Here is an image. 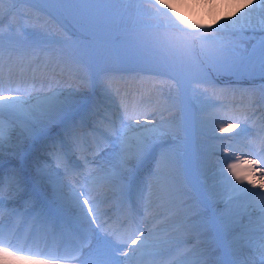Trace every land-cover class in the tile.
<instances>
[{"label": "snow or ice", "instance_id": "snow-or-ice-1", "mask_svg": "<svg viewBox=\"0 0 264 264\" xmlns=\"http://www.w3.org/2000/svg\"><path fill=\"white\" fill-rule=\"evenodd\" d=\"M4 2L5 0H0V9ZM47 3L48 7L42 11L69 34V39H60L53 34L34 38L27 31L23 38L11 35L6 38L0 30V71L3 68L5 49L9 52V58L13 52L27 56L39 50L48 56L55 55L58 62L82 72L83 75L78 77L82 88L94 85L97 80L103 87L112 79V73L130 69L176 79L171 74L173 69L165 62L163 51H176L188 56L195 54L199 45L200 53L210 58L217 71H228L234 75H264V41L260 44L258 54L256 49L249 53L247 49H239L231 41L226 42L228 37L241 36L248 29L255 28L256 17H259L258 26L264 29V0H260L259 4H254L253 0H220L214 7L223 8L229 15L224 17L222 12H217L212 18V24L207 26L181 14L178 9L186 6L184 0H155L154 3L152 0H139L138 18L125 15L127 10L121 7L123 0H47ZM144 4H149L150 7L145 8ZM210 4L211 0H208L205 6ZM190 6L196 8L198 5L193 3ZM11 29L12 26L9 25V32ZM157 29H172L180 35H171L167 31L153 34ZM199 71L203 73L207 69L201 67ZM203 82L198 77L189 80V83L195 84ZM177 83L181 84L179 80ZM20 91L19 88L5 89L0 83V187L4 184L2 173L7 144L8 151L16 157L14 166L8 170L9 187L15 186L18 191H27L25 167L29 166V156L20 145L12 144L13 121L19 122L20 134L26 140L37 136L47 137L51 131L59 129L57 136L60 138L61 151H54L53 154L58 166L63 163L65 173L68 174L78 167L70 163L69 152L85 146L83 133L88 125L84 113L91 111L96 105L93 103L89 108L86 101H82V94L78 89L67 92L51 90L35 97L14 95ZM33 99L36 103L32 102ZM150 105V100L144 101L129 111L128 106L122 104L123 117L109 120L108 130L90 128L95 148L92 158L85 157L83 161L87 175L80 173L83 175V183L79 187L71 185L70 191L63 197L78 211L81 240L89 244L90 259L85 264H121L115 253L122 249L125 260L139 253L140 257L148 260V264H209L208 261L189 258L188 253L177 252L181 244L187 243L178 238L179 233L197 232L196 239L200 240L205 234L198 232L200 228L214 232V242L223 247L229 257L224 261H216L215 264H264V217L261 218L258 229L262 233L257 249L259 262L240 259L237 255L251 246L253 239L251 221L244 224V217L251 215L248 212L249 205L238 201L241 194L254 196L257 193L236 186L245 181L248 185L256 186L257 181L252 177L257 175L258 170L259 187L264 189V156L258 155L257 159L243 161L246 169L240 163L227 164L226 173L223 170L220 173L222 179L219 187L224 191L216 190L215 185L213 190L194 189L195 198L210 215L196 218V224L183 220L181 210L187 201L181 200L185 194L181 177L186 182V172L184 156L176 146L181 133L185 131L183 118L179 115L182 105L174 103L171 108L177 110L176 114L163 118V113H160L162 118L155 124L151 121L142 123V119L149 115L144 108ZM5 113L9 117L7 125L3 120ZM236 129H239L236 132L238 137L250 134L239 119L231 124L221 122L218 130L221 134H227ZM257 134L264 145V123ZM211 139L219 137L213 135ZM261 150L264 151V147ZM151 159L156 161V167L151 173L153 181L161 175L162 164L168 170L161 195L164 203L160 205L166 207V212H157L152 208L153 184H148L146 196L144 183L137 182L143 165ZM94 162L96 166L89 167ZM36 171L40 173L43 170L37 167ZM48 178L52 179L51 176ZM55 182L63 183L59 180ZM133 191L138 200L149 201L145 205V212L150 213L151 219L158 223L152 229H142L139 222L132 220L129 223L130 244L124 248L125 241L117 235L119 228L98 234L103 229L101 217L106 215L101 204L116 199L113 207H117L127 201L131 214L135 211L131 204ZM225 191L228 193L226 199ZM3 203L0 199V208ZM258 206L264 211V201ZM132 235L135 238H131ZM38 255L40 254L32 252L31 248L17 247L0 229V261L4 264H47V260L36 259Z\"/></svg>", "mask_w": 264, "mask_h": 264}, {"label": "bare ground", "instance_id": "bare-ground-1", "mask_svg": "<svg viewBox=\"0 0 264 264\" xmlns=\"http://www.w3.org/2000/svg\"><path fill=\"white\" fill-rule=\"evenodd\" d=\"M125 1L124 9L127 11L125 12V15H128V11L132 9L133 7V2L135 0H123ZM208 1V0H207ZM219 1V0H218ZM139 0H136V3L138 4ZM154 3L155 0H152ZM185 2V7H181L178 10L181 12L182 15H186L188 19L190 20H196L199 22H202L203 25L207 26L208 24L212 23V18L216 12L214 5L219 4L217 3V0H211V4L208 6H205L207 2L204 0H184ZM254 4H259L260 0H253ZM196 3L198 6L196 8H192L190 5ZM137 7V6H136ZM218 12H222L224 17H227L229 15L228 11H225L223 8H220ZM219 17V16H217ZM216 17V18H217ZM219 19V18H217ZM259 23V17H256V24L257 26L253 29L260 28L258 26ZM213 26V25H212ZM215 27V26H213ZM250 30V29H248ZM156 33H162L161 30H157ZM54 57V56H53ZM32 61H30V65H39L42 63H48L51 66H53L55 69L53 70L54 74L50 75V78L48 80V84L50 82L55 81V89L57 92H67L69 90H79L80 93H86L91 92V88L86 87L82 88L80 87L81 82L77 81L76 78L73 76H70V73L66 70V67H63L62 65H58L55 60L51 57L48 56L44 52H38L36 54H33L31 56ZM238 77L240 75H237ZM61 78V79H60ZM152 80H148V82H151ZM46 84V85H48ZM101 85V84H100ZM98 83L96 84L97 88L94 93L88 98L87 100V105L89 108H91V105L95 103L96 107L92 109L91 111L85 112V116L88 117L89 119L92 117L94 113H102V112H108V104H105L106 101L108 102L107 96V91H117V93L120 91V89H125V87H121V84L116 85L114 87H109L107 91H103L100 89V86ZM160 87V86H159ZM52 87H49V89ZM173 88L176 90V92H170V94L176 95L177 93H180L181 99L184 100V94L182 91V86L181 84H178L177 81L174 82ZM129 91V90H127ZM49 93V92H48ZM121 94V91L119 92ZM118 93V94H119ZM259 93L258 89H253L250 91V94L245 97L250 100L251 102L255 103L258 102L257 99V94ZM47 94V93H46ZM219 95V94H218ZM258 95H261L258 94ZM227 93L221 92V95L215 96L219 97L218 100H222L224 103L227 101L226 99ZM35 97V96H34ZM251 97V98H249ZM127 98L130 100H134L136 106L140 105L144 101H151V105L144 108V111L150 112V116L148 117L149 121L151 123L157 121L158 119H161L162 116L160 113H163V118L164 116H167L165 118H168L176 113V110L171 108V106L175 103L174 101H168L167 99H160L159 91L158 88L155 87V83H146V85H141L138 89L132 90L130 88L129 93H127ZM137 98V99H136ZM238 98V97H237ZM237 98H230V100L238 101L239 99ZM85 97L83 98L82 96V101L84 100ZM136 99V100H135ZM245 101V100H243ZM33 103H36V100L33 99ZM229 103V100L226 102ZM191 107L194 108L192 104H190ZM239 105L237 104H232L230 107H224L222 106L218 115L219 117H223V119H227V117H231V113L237 112ZM165 109H171L170 111H166ZM196 108H194L195 112ZM190 111V109H188ZM217 111H210L208 113H198V116L201 118H196L193 117L192 113H190L189 117V123H190V130L188 131V135L183 138V133H181V138L179 143H181L184 146L185 152H188L189 145L188 143L192 140L193 135L196 136L197 138H204L203 139V144L206 145L207 143L206 140H210L213 135L218 136L220 134L219 132V127L220 123L217 121H211L210 117L213 113H216ZM148 116V115H147ZM181 116V115H180ZM248 116V115H247ZM9 119V118H8ZM13 124L20 130V124L17 121H13ZM20 132H12L11 135V141L13 145H20L22 149L28 146V144L35 138L31 140H26V138L22 137ZM213 140V139H212ZM215 140V139H214ZM22 143H19V142ZM202 156L199 159L197 166V173L194 175V185L191 187L190 190H188V184L187 181L185 182V179L181 178V186L184 190V195L181 197V200L187 201V204L184 205L182 208V216L181 218L186 221H191L192 224H196L198 220V214L200 213V203L199 201L195 198V190H200V191H207V190H213V186H217L218 191H224L223 188L219 187L220 181L222 177L220 176L221 171L223 170L225 173L227 171V164L229 163H240L243 169H246L247 166L243 164V159L242 156H244L242 150L240 149L237 150V154L233 155L229 152L227 153H218L217 151H210L207 148H201L200 150ZM247 153L248 151L245 150ZM217 153V154H216ZM16 159L15 156L8 151V146L6 145V150L4 154V162H7L8 159ZM39 158L37 156L35 157H29L30 160H38ZM9 161V160H8ZM162 167V166H161ZM191 178V177H190ZM254 180L257 181L256 186L248 185L247 182L245 181L243 184L236 185L238 188H247L250 189L251 192L257 193V195L254 196H248V195H243L241 194L240 200L238 202L240 203H245L249 205L248 212L251 214L250 216H245L244 217V224H249V221H251L250 227L253 229V239L251 246H248L245 248L243 253H237L239 255L240 259H253L259 262L260 256L258 254V245L261 242L260 241V236L262 233L259 232V224L261 222V218L264 217V211L261 210V208L258 206L261 201H264V189H261L259 187V171L257 170V175L255 177H252ZM39 179V178H35ZM230 179V177H229ZM164 181L160 182L157 178L153 183H155L156 188L152 189L153 193H156L155 197H160L159 203L160 205L164 203L161 200V195L164 190ZM235 184V181L232 182ZM51 194L55 199H58L61 205V208L67 212L73 215L75 219H78V211L74 208V205L65 198H61V194L57 191L51 190ZM228 193L225 191L224 193V198H227ZM53 200V199H52ZM154 201V200H153ZM158 200H155V202ZM199 205H198V203ZM158 203V202H157ZM180 203V201H178ZM156 206V205H155ZM162 208V207H161ZM189 218V219H188ZM203 230V233H205L200 240L196 239V234L197 232H181L179 233V237L185 238L188 240V243H192L193 249L188 253L189 258H198L202 261H208L209 264H215L216 261H224L229 259L228 255H226L225 250L223 247L218 246L214 242V236L215 233L212 231H207L204 228H200L198 230L201 231ZM215 248V249H214ZM212 250L214 251L212 253ZM218 250V252H216ZM216 254V255H215ZM221 254V255H220ZM222 256V257H221ZM223 260H222V259Z\"/></svg>", "mask_w": 264, "mask_h": 264}, {"label": "rangeland", "instance_id": "rangeland-1", "mask_svg": "<svg viewBox=\"0 0 264 264\" xmlns=\"http://www.w3.org/2000/svg\"><path fill=\"white\" fill-rule=\"evenodd\" d=\"M204 1L208 2L207 0H204ZM218 2L220 3V0L219 1L217 0V3ZM124 5H125V1L121 5V7L123 9H124ZM136 6H137V3L135 0L133 2V7L131 10L128 11L127 16H131L133 18H138ZM143 6L145 8L150 7L149 4H144ZM16 7H18L16 9V12L11 11V9L13 10ZM47 7H48L47 0H5L2 9H0V22L7 18V19H9V22H4V23L16 24L18 21L17 16L19 15V17H20V15H23V14H25V12H27V13H29L28 15L32 19H31L29 25L27 26V28H29V29H26V30L30 34H32L34 36V38H40L44 34H53L60 39H64V40L69 39V34L65 33L63 31V29H61L60 26L54 20H52V18L49 15H47L44 11H42V9H45ZM21 9H23V11H21ZM219 9H220V7H216L215 13H217ZM9 14L11 15V17L14 18V20H11V18L8 16ZM217 18L220 19V17H217ZM210 24H212V23H210ZM210 24H208V25H210ZM213 26H215V25H213ZM161 30H163V33L165 31H167L171 35H180L178 33H175V31L172 29H167V30L161 29ZM15 31L16 30H13L11 32L6 31V33H8V36L11 35L13 37L20 38L21 37L20 33L19 32L15 33ZM153 34H156V32L153 31ZM74 38L75 37H72V39H74ZM228 41H231L239 49H242V50L247 49V51L249 53H251L253 51V49H256L257 54H258L260 44L262 41H264V29H261V28L250 29V30H247L244 35L237 36V37H228L226 42H228ZM65 47H67V46H65ZM175 52L176 51H173V52L163 51L165 62L168 63L170 66L172 65V69H173V66L180 68L181 78L183 80L184 86H186L185 87L186 91L188 92V94H187L188 100L191 101L193 106H197L198 108H201L202 106L199 104V102L204 99L203 94H201L203 92L202 86H201L202 83L198 84V87H197V86H195L197 84L189 83V80L193 79V77H198V78H202L204 82L205 81L209 82L211 80H214L211 77L212 74L208 73L207 71H205L203 73H201L199 71V69L201 67L198 65L197 62L198 61L201 62V60L198 57L196 50H195V54H190L188 56H185L179 52H176V53ZM175 54H177V55L179 54L181 57V59L179 60V64H176V65H174V61H173L174 58H176ZM176 69H178V68H176ZM132 71L136 72V71H141V70H135V71L132 70ZM68 72L70 73V76H76L77 79L79 76L83 75V73L80 71H77V69L75 67H73V69H71V71H68ZM119 72H123V71H119ZM119 72L112 73L111 76L114 77L116 75H121V74H119ZM141 72L143 74L153 78V81L156 84L155 87L158 88V91H159L161 98H163V95L166 96L165 92L169 93L171 91V89H166V86H165V85H169L168 88H171L170 85H172V84L170 82H168V79H167V78H169V76L155 75L154 73L148 72V71H146V72L141 71ZM218 73H225V75H227V76H230V74H231V72H228V71H218ZM148 74H150V75H148ZM240 77L252 78L256 82L254 84V86H256L257 88L264 91V75H262L260 73H254L251 75H249V74L240 75ZM161 84H163L162 88L165 92L161 89V86H160ZM193 89H196V91H193ZM206 104H207L206 107H209L208 103H206ZM184 116H185V113H184ZM8 122H9V119L7 118V123ZM13 128H14L13 132H20V130L14 124H13ZM184 128H185V131L183 132V134H185V132H187L186 131L187 130L186 125L184 126ZM193 139H194V141H196V143H194V144L196 145V147H198V145L203 142L204 138H198V139L193 138ZM220 139H218L219 142L224 141L223 139H221V140ZM206 141H207V143H205V144H206V148L208 150H210V151L214 150V151L219 152L220 149L216 145L217 142H214L213 140H206ZM19 143H22V142L20 141ZM176 146L182 152L181 146L180 145H176ZM227 148H229V146L228 147L226 145L223 146L222 152H227L228 151ZM197 149H198V153H196L194 150H191V152H190V157L195 158L194 159L195 164L197 163V161L202 156L201 152H199V148H197ZM167 173H168V170L166 169V166H165L164 172H163L164 178L167 176ZM209 214H210V212L205 210L204 214H200V216H208Z\"/></svg>", "mask_w": 264, "mask_h": 264}]
</instances>
